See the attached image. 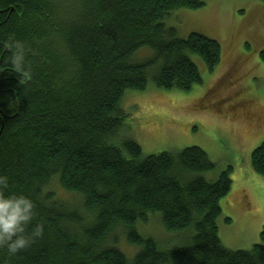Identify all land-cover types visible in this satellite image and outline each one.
I'll use <instances>...</instances> for the list:
<instances>
[{"label": "trees", "instance_id": "trees-1", "mask_svg": "<svg viewBox=\"0 0 264 264\" xmlns=\"http://www.w3.org/2000/svg\"><path fill=\"white\" fill-rule=\"evenodd\" d=\"M204 6L205 0H0V178L6 194L34 201L28 231L44 229L15 258L0 250V264H264V231L249 251L220 241L230 168L209 183L202 175L215 165L200 148L143 156L133 140L114 142L127 91L152 84L187 93L202 82L191 55L209 72L219 65L217 42L198 34L179 39L165 24L177 10ZM14 41L25 46L26 76L9 63ZM144 48L153 57L135 63ZM250 166L264 179V141ZM54 181L81 202L58 199ZM155 215L167 232L186 234V243L162 250L140 235L137 226ZM119 235L136 249L131 256Z\"/></svg>", "mask_w": 264, "mask_h": 264}, {"label": "rangeland", "instance_id": "rangeland-1", "mask_svg": "<svg viewBox=\"0 0 264 264\" xmlns=\"http://www.w3.org/2000/svg\"><path fill=\"white\" fill-rule=\"evenodd\" d=\"M165 24L176 30L179 39L198 34L217 42L221 61L209 72L199 57L191 55L202 82L187 93L160 90L152 84L144 92L127 91L121 103L125 118L114 142L133 140L143 156L200 148L215 165L212 172L202 175L209 183L230 168L231 190L221 200L217 221L219 238L228 250L249 251L264 231V179L250 166L251 153L264 141V4L205 0L201 9L173 12ZM134 57L140 63L153 53L144 48ZM238 103L242 105L235 108ZM50 189L62 201L81 202L55 181ZM137 229L162 250L176 249L187 240L186 234L167 232L158 215ZM118 241L126 254L135 252L123 235Z\"/></svg>", "mask_w": 264, "mask_h": 264}, {"label": "clouds", "instance_id": "clouds-1", "mask_svg": "<svg viewBox=\"0 0 264 264\" xmlns=\"http://www.w3.org/2000/svg\"><path fill=\"white\" fill-rule=\"evenodd\" d=\"M10 49L9 63L16 73L27 75L26 49L21 41L7 45ZM7 181L0 178V250L9 259L30 247L43 235V226L28 231L36 216L34 201L23 194H6Z\"/></svg>", "mask_w": 264, "mask_h": 264}, {"label": "flooded vegetation", "instance_id": "flooded-vegetation-1", "mask_svg": "<svg viewBox=\"0 0 264 264\" xmlns=\"http://www.w3.org/2000/svg\"><path fill=\"white\" fill-rule=\"evenodd\" d=\"M239 105H242V104H239V103H238V106H235V108H236V107H239ZM242 107H243V106H242ZM243 108H245V107H243ZM243 110H244V109H243ZM243 110H242V111H243ZM245 111H246V110H245ZM249 118L251 119V117H249Z\"/></svg>", "mask_w": 264, "mask_h": 264}]
</instances>
